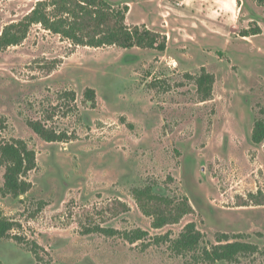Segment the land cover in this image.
<instances>
[{
	"label": "rangeland",
	"instance_id": "rangeland-1",
	"mask_svg": "<svg viewBox=\"0 0 264 264\" xmlns=\"http://www.w3.org/2000/svg\"><path fill=\"white\" fill-rule=\"evenodd\" d=\"M38 1L0 0V34ZM108 1L129 7V25L162 32L166 50L76 45L40 24L0 50V146L22 139L37 159L18 196L3 192L0 164V214L15 222L0 239V264H264V204L254 197L264 198V141H252L264 120V5ZM202 69L215 76L207 99ZM36 120L66 138L44 140ZM151 183L187 197L194 212L154 228L132 193ZM190 222L201 245L179 252L173 241ZM137 229L147 235L129 241ZM223 234L257 250L203 260Z\"/></svg>",
	"mask_w": 264,
	"mask_h": 264
},
{
	"label": "trees",
	"instance_id": "trees-1",
	"mask_svg": "<svg viewBox=\"0 0 264 264\" xmlns=\"http://www.w3.org/2000/svg\"><path fill=\"white\" fill-rule=\"evenodd\" d=\"M264 5V0H257ZM129 7H116L108 0H39L33 9L20 21L6 25L0 34V50L11 45H18L27 37L34 24L70 39L76 45L101 47L116 45L127 49L132 47L166 50V36L146 26L129 25L127 14ZM260 32L256 28L251 32ZM243 36H248L247 30ZM198 89L204 99L211 96L215 76L205 69L196 77ZM84 96L96 105V90L88 87ZM33 131L46 141H63L66 134L49 129L41 121H29ZM252 141L260 144L264 141V120L255 122ZM0 164L5 166L3 192L18 196L28 192L32 186L26 175L37 167L36 152L26 141L16 139L0 146ZM133 196L142 212L152 217V226L162 228L179 222L194 208L187 197L177 199L159 192L156 186L146 184L135 187ZM254 196V194H252ZM256 197L255 202L264 204V198ZM15 222L0 214V239L8 237ZM112 231V230H107ZM147 232L141 229L126 232L125 237L135 242L143 239ZM203 233L195 222L188 223L179 237L173 241V248L179 252H195L201 245ZM257 246L244 241H230L227 235L220 236L218 243L204 247L200 257L209 262L234 261L241 256L253 253Z\"/></svg>",
	"mask_w": 264,
	"mask_h": 264
},
{
	"label": "crops",
	"instance_id": "crops-1",
	"mask_svg": "<svg viewBox=\"0 0 264 264\" xmlns=\"http://www.w3.org/2000/svg\"><path fill=\"white\" fill-rule=\"evenodd\" d=\"M157 8L160 10V7L157 6ZM144 23V22H143ZM147 25V24H146ZM148 26V25H147ZM149 27V26H148ZM162 33V32H161ZM163 34V33H162Z\"/></svg>",
	"mask_w": 264,
	"mask_h": 264
}]
</instances>
